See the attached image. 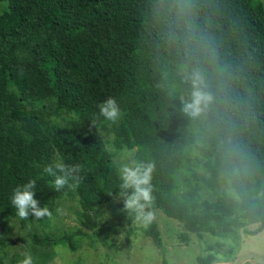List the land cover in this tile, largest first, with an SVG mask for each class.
Segmentation results:
<instances>
[{"label": "trees", "instance_id": "1", "mask_svg": "<svg viewBox=\"0 0 264 264\" xmlns=\"http://www.w3.org/2000/svg\"><path fill=\"white\" fill-rule=\"evenodd\" d=\"M194 70L213 96L197 118L183 110ZM108 97L120 104L116 123L96 119ZM63 113L74 118L59 123ZM107 143L155 164L147 210L183 224V242L249 224L257 227L246 233L264 230L262 0H0L1 177L15 187L36 179L35 198L50 211L54 199L71 194L80 207V226L61 235L34 229L47 216L19 219L34 244L74 251L76 238L106 246L122 231L94 214L121 183ZM56 156L80 165L78 179L59 192L43 171ZM219 186L215 200L203 197ZM144 233L163 250L156 219ZM216 258L209 252L197 262ZM20 261L18 251L11 264Z\"/></svg>", "mask_w": 264, "mask_h": 264}, {"label": "rangeland", "instance_id": "2", "mask_svg": "<svg viewBox=\"0 0 264 264\" xmlns=\"http://www.w3.org/2000/svg\"><path fill=\"white\" fill-rule=\"evenodd\" d=\"M262 2L264 3V0ZM72 118L74 115L63 113L56 120L65 123ZM99 132L102 135L106 133L102 127ZM111 137L110 135L109 138ZM107 148L114 153L118 167L137 160V149L115 150L109 143ZM194 154L195 152H192V156ZM56 158L61 161L58 156ZM195 167L205 173L204 166ZM3 169L4 165L0 162V264H11L14 254L18 251L21 260L26 253L31 254L34 264H164V255L166 264H198L197 257L209 252H214L217 257L212 264H264V230L258 234L244 231V228L255 229L256 224L241 226L232 235L204 233L199 237L192 233L190 241L183 242L180 238V233L184 232L183 224L159 210H152L161 231L164 245L162 250L155 245L151 237L145 235L146 225L136 218V213L124 208L122 199L102 204L94 213L99 222L113 221L122 225V231L113 235L108 245L95 242L90 236L76 238L77 247L74 251L66 243L54 247L36 245L28 236V229H20V218L13 215L17 210L11 204V197L17 187L10 180L1 177ZM182 175L183 173L178 177ZM222 189V186L216 190L204 189L202 195L204 198L215 200ZM50 204L52 216L34 224L38 233L61 235L73 232L80 226L77 221L80 207L74 194L56 198ZM208 245L213 247L212 250L207 248Z\"/></svg>", "mask_w": 264, "mask_h": 264}, {"label": "clouds", "instance_id": "3", "mask_svg": "<svg viewBox=\"0 0 264 264\" xmlns=\"http://www.w3.org/2000/svg\"><path fill=\"white\" fill-rule=\"evenodd\" d=\"M191 93L188 100L184 101L183 110L193 118L200 117L213 102L212 94L207 90V84L204 75L194 70L190 77ZM99 117L104 121L116 123L121 116L119 101L115 97H108L99 106ZM96 120L92 124L95 125ZM155 164L151 162H141L132 160L129 164H123L119 167L120 185L119 193L114 196V200H123L124 208L130 212L136 213V218L142 220L145 225L155 219L151 209L154 203L153 196V173ZM43 171L52 175L54 179V189L60 191L65 187H71L70 181L78 179L75 175L80 171V165H66L58 158L54 164L44 167ZM37 186V180L32 179L22 187H17L11 197V204L17 210V216L21 220H29L33 215L36 220L44 217H51L52 211L47 206H40V201L35 198L34 189ZM231 195L235 193L229 189ZM19 264H34V258L31 254H25Z\"/></svg>", "mask_w": 264, "mask_h": 264}]
</instances>
